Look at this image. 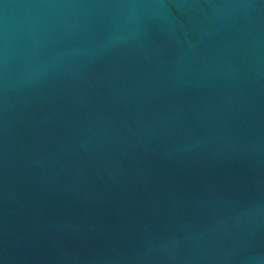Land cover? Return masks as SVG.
Masks as SVG:
<instances>
[{
    "label": "water",
    "instance_id": "obj_1",
    "mask_svg": "<svg viewBox=\"0 0 264 264\" xmlns=\"http://www.w3.org/2000/svg\"><path fill=\"white\" fill-rule=\"evenodd\" d=\"M0 264H264V0H0Z\"/></svg>",
    "mask_w": 264,
    "mask_h": 264
}]
</instances>
